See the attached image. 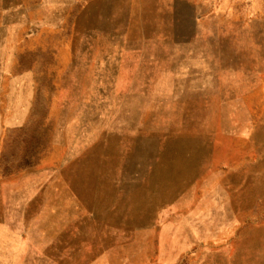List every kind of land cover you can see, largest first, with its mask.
<instances>
[{"label": "rangeland", "instance_id": "obj_1", "mask_svg": "<svg viewBox=\"0 0 264 264\" xmlns=\"http://www.w3.org/2000/svg\"><path fill=\"white\" fill-rule=\"evenodd\" d=\"M0 264H264V0H0Z\"/></svg>", "mask_w": 264, "mask_h": 264}]
</instances>
